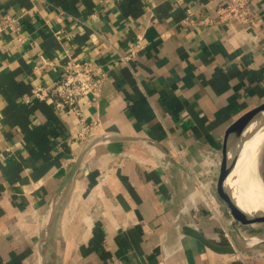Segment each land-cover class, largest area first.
I'll return each mask as SVG.
<instances>
[{
  "label": "crops",
  "instance_id": "crops-1",
  "mask_svg": "<svg viewBox=\"0 0 264 264\" xmlns=\"http://www.w3.org/2000/svg\"><path fill=\"white\" fill-rule=\"evenodd\" d=\"M227 1L0 0V264H38L51 196L88 141L76 138L75 115L26 99L69 57L106 73L96 102L83 105L93 137L134 139L84 156L46 263L264 264V242L223 254L179 230L188 224L219 242L223 216L230 222L215 190L222 144L264 101V0L251 1L252 25L232 29L216 20ZM137 38L141 48L121 60ZM263 224L254 225L260 237Z\"/></svg>",
  "mask_w": 264,
  "mask_h": 264
},
{
  "label": "water",
  "instance_id": "water-1",
  "mask_svg": "<svg viewBox=\"0 0 264 264\" xmlns=\"http://www.w3.org/2000/svg\"><path fill=\"white\" fill-rule=\"evenodd\" d=\"M264 132V101L253 107L251 110L239 117L227 130L222 148H221V172L222 179L216 184V193L224 203L226 211L230 216V223L233 229L230 235L233 242L219 243L205 235L197 227L183 224L179 230L185 234L197 239L205 247L216 253H233L235 250L241 251L257 243L264 242V237H260L259 232H253L254 225L264 223V209L246 211L241 208L234 196L233 185L230 181L234 177V171L238 163L243 158L245 148L258 141L261 133ZM258 137V138H257ZM132 137L111 136L100 133L89 139L83 144L76 156L69 162L63 176L55 189L49 201L48 210L38 229L37 256L38 264L46 263L45 248L48 245L55 218L63 203L64 197L74 179V176L87 152L96 144L107 142L109 140H132ZM252 167V165H251ZM258 176L257 169H255ZM188 213V212H187ZM189 220L188 222H190ZM192 221L195 220L192 217ZM240 222L246 225L244 228H238L236 225Z\"/></svg>",
  "mask_w": 264,
  "mask_h": 264
},
{
  "label": "built area",
  "instance_id": "built-area-1",
  "mask_svg": "<svg viewBox=\"0 0 264 264\" xmlns=\"http://www.w3.org/2000/svg\"><path fill=\"white\" fill-rule=\"evenodd\" d=\"M252 0H228L215 8L217 22L225 24L230 29L238 23L252 25L257 14L252 6ZM141 48L140 39L132 41L128 47L127 55H120L124 60L127 56ZM105 71L96 63L81 59L73 60L67 58L63 64L62 71L52 81L45 85L37 83L30 89L26 99L49 100L59 109L75 115L78 119L76 138L86 141L93 137L94 126L83 117V105H92L98 99Z\"/></svg>",
  "mask_w": 264,
  "mask_h": 264
},
{
  "label": "bare ground",
  "instance_id": "bare-ground-1",
  "mask_svg": "<svg viewBox=\"0 0 264 264\" xmlns=\"http://www.w3.org/2000/svg\"><path fill=\"white\" fill-rule=\"evenodd\" d=\"M263 137H264V132L261 133V135L259 137L260 138L259 141H262ZM258 142L257 143L255 142L253 144L251 143L250 145H248L245 148L246 151H244L242 154L243 158L241 160V164L242 163L243 164L241 165V167L243 169V177H244L245 181L247 182V183H245L247 186V190H248L247 193L239 191L231 183L234 187L233 188V191L235 192L234 196H235V199L237 200L238 205L241 208L245 209L246 211H254V210H258V209H264V202H262L261 199L259 197H257V194L253 191L254 187H252L254 184H256L255 179L257 177V173L255 171L256 168H255L254 163L257 162L256 154L258 153V150H259L257 148ZM251 165H252V167H251Z\"/></svg>",
  "mask_w": 264,
  "mask_h": 264
},
{
  "label": "rangeland",
  "instance_id": "rangeland-1",
  "mask_svg": "<svg viewBox=\"0 0 264 264\" xmlns=\"http://www.w3.org/2000/svg\"><path fill=\"white\" fill-rule=\"evenodd\" d=\"M258 141H255V142L257 143ZM257 146H258L257 148L259 150H258V153L256 154V160H257L256 169H257L258 176H259L260 179L258 177H256V179H255L256 180V184H254L252 187H254L253 191L257 194V197H259L261 199V201L264 202V137H263L262 141L258 142ZM235 171L236 172H235V175H234L233 178L237 180L236 188L239 191L247 193L248 190H247V186L245 184L247 182L245 181V179L243 177V169H242V167L241 166L237 167L235 169ZM223 218H224L223 228L218 230L219 233H217L216 236L219 237V242H222V243H227V241L228 242H230V241L233 242V238L230 235V230L232 228H231L228 216L225 215V216H223ZM240 225H241V223L238 222L236 226L239 227ZM259 226L260 225H256V228L253 229V232L258 231L259 230Z\"/></svg>",
  "mask_w": 264,
  "mask_h": 264
}]
</instances>
